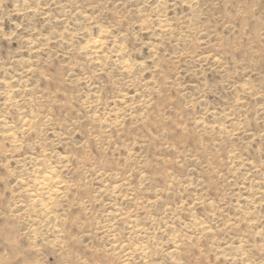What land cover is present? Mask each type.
Returning a JSON list of instances; mask_svg holds the SVG:
<instances>
[{
  "label": "rangeland",
  "instance_id": "1",
  "mask_svg": "<svg viewBox=\"0 0 264 264\" xmlns=\"http://www.w3.org/2000/svg\"><path fill=\"white\" fill-rule=\"evenodd\" d=\"M0 264H264V0H0Z\"/></svg>",
  "mask_w": 264,
  "mask_h": 264
},
{
  "label": "bare ground",
  "instance_id": "2",
  "mask_svg": "<svg viewBox=\"0 0 264 264\" xmlns=\"http://www.w3.org/2000/svg\"><path fill=\"white\" fill-rule=\"evenodd\" d=\"M47 176V175H46ZM46 181V180H45ZM44 182V181H43ZM46 184V183H45Z\"/></svg>",
  "mask_w": 264,
  "mask_h": 264
}]
</instances>
